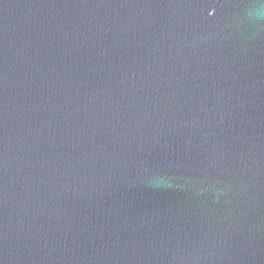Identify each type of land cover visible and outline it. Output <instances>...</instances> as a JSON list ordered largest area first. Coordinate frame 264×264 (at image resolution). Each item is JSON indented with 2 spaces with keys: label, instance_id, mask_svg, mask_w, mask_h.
Listing matches in <instances>:
<instances>
[{
  "label": "water",
  "instance_id": "95a60500",
  "mask_svg": "<svg viewBox=\"0 0 264 264\" xmlns=\"http://www.w3.org/2000/svg\"><path fill=\"white\" fill-rule=\"evenodd\" d=\"M0 264H264V0H0Z\"/></svg>",
  "mask_w": 264,
  "mask_h": 264
}]
</instances>
